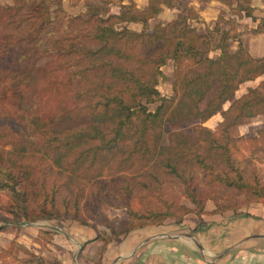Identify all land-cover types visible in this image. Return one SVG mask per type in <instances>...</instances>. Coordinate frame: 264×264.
Returning <instances> with one entry per match:
<instances>
[{"label": "rangeland", "instance_id": "374dc122", "mask_svg": "<svg viewBox=\"0 0 264 264\" xmlns=\"http://www.w3.org/2000/svg\"><path fill=\"white\" fill-rule=\"evenodd\" d=\"M37 1L39 0H0V153L14 166H30L34 171L33 180L37 184H45L48 189H55L58 202L63 197L71 203L75 199L79 213L86 219L87 224L82 225L71 219L23 220L16 223L0 221V228L6 227L0 230V264H23L29 256L28 252L43 258V262L37 264H94L99 256L95 255L92 259L88 251L85 252L86 255H78L82 243H71L62 232L68 233L74 226H84L88 229L90 237H93L95 232L92 228L106 230L104 224L102 225L104 218L121 228L126 218L125 203L130 202L133 197L127 188H134V193L139 192L143 189L138 183L141 180L148 183L149 187L153 186L156 192L160 191L163 197L172 195L180 198V186L173 175L166 174L159 166L161 159L159 161L155 158L156 162L152 160L150 166L143 167L145 162L140 159V152L135 151L130 142L118 141L109 151L105 149V142L102 143L95 137L96 139L86 144L79 143L69 153L58 149L52 143L48 146L41 142L40 137L34 134L32 121L38 113V104L41 101L39 97H44V92L36 89L34 80L39 75V67L50 58L41 56L39 50L55 41L66 42V39L75 35H78L81 41H86L87 37L82 34L91 30L92 25L87 23V26H83L80 20L86 19V10L91 4L100 7V12L107 16L112 13L119 14L125 11L127 6L133 12L135 9H143L148 0H43L47 14L42 16H38V12L34 10L33 3ZM251 3L252 0L250 5L245 0H171V5L163 7L159 14L149 19L148 24L152 27L157 22L171 21L178 15L190 17L188 10L191 9V16L196 15L197 18H191L188 22L197 32L209 36V58L219 56L221 42L227 44L230 52L235 51L238 42H241L250 55L259 57L263 54L257 52L264 46V17L253 15L256 8L252 7ZM246 6H250L253 19L246 15V10L243 9ZM123 25L134 31H140L142 27L140 23H117L115 27L121 29ZM36 28L34 39L30 40V36L20 39ZM1 37L10 43H5ZM16 39L18 43L15 42ZM250 44L255 49L252 53L248 48ZM89 46L94 48L93 44ZM157 47L158 45H148L145 50L154 52ZM102 59L104 57L99 56L92 58L90 62ZM68 69L79 70L75 65ZM174 69V62L166 58L160 67L163 76L158 78L157 84L160 94L167 98L161 127L162 143L165 146H174V149L177 142L186 141L190 150L197 149L206 155L207 160L218 169L227 168L225 157H228L245 178L256 175L264 182V113L244 119L234 126H230L228 119L221 113L233 99L247 93L249 88L257 87L264 80V74L238 84L231 101L224 102L221 109L205 121L193 117L168 120L169 113L176 107L182 92ZM186 70V65L181 68L180 79L186 74H191ZM21 77V83L27 85L23 87L24 91L17 81ZM96 78L95 74L89 79H86L85 75L76 76L71 100L83 104L86 101V91H89ZM215 86L200 103L201 109L212 97ZM19 92L23 94L21 97ZM183 101L185 103V99ZM158 104L159 101L149 103L148 111L153 112ZM81 112L84 115L75 120H64L53 125L61 137L79 130L91 132L87 125L88 110L82 109ZM183 112H186V106H183ZM111 128V125L107 124L106 131L109 136L113 135ZM207 131L220 145L213 150L216 153L214 156L209 153L205 134ZM224 150H227V153H224ZM149 156L153 157L152 154ZM151 164H156L157 167L152 170ZM183 166L187 173L194 176L199 191H217L219 195L215 197L219 202L226 203L228 200L233 204L234 208L229 210L233 215H238L242 223L244 220H250L251 223L247 222L250 226L252 222H256V229L264 233L262 202L252 201L248 195L234 189L211 186L206 173L192 161ZM181 202L190 204L186 198H181ZM4 203L5 196L0 194V206ZM153 203L155 202L146 200L143 204L149 206ZM2 212L0 207V214ZM39 229L48 230V233L38 237ZM261 246H264V239L261 240ZM89 249L91 250V247ZM98 254L101 255V252Z\"/></svg>", "mask_w": 264, "mask_h": 264}, {"label": "trees", "instance_id": "16d2710c", "mask_svg": "<svg viewBox=\"0 0 264 264\" xmlns=\"http://www.w3.org/2000/svg\"><path fill=\"white\" fill-rule=\"evenodd\" d=\"M245 1L250 5L251 0ZM170 5L171 0H148L143 9H135L133 12L127 6L126 10L119 14L105 16L100 12V7L91 4L86 10V19L80 20L83 26H87V23L92 25L91 30L82 34L87 37L86 41H81L78 35H75L66 39V42L55 41L39 50L41 56L50 58L39 67V75L34 80L36 89L44 92L45 97H39L41 101L38 104V113L32 121L34 134L40 137L41 142L48 146L52 143L65 153H69L79 143L86 144L96 139L95 137L102 143L105 142V149L109 151L118 141L130 142L135 151L140 152V159L145 162L143 167L149 165L152 160L156 162L155 158L161 159L159 166L166 174L173 175L180 186V198L172 195L163 197L160 191L156 192L153 186L149 187V184L142 180L138 182L143 187L139 192L134 193V188H127L128 193L133 194L130 199L133 203L130 200L125 203L126 218L122 227L117 228L113 222L104 218L102 225L104 224L106 230L95 229V236L84 242L86 244L100 241V252L110 241L134 229L159 226L166 219L181 223L188 213L200 217L205 213L204 207L208 200H212L215 205L212 212L232 210L234 206L231 202L227 200L226 203H221L216 199L215 196L219 195L217 191L198 190L194 176L187 173L183 166L191 161L206 173L211 186L240 191L252 201L262 202L264 205V182L256 175L245 178L228 157H225L227 168L218 169L207 160L206 155L197 149L190 150L186 141L180 140L174 149V146H165L162 143L161 127L167 98L160 94L157 84L158 78L163 76L160 67L166 58L174 62V74L182 87L181 97L174 110L169 113L168 120L193 117L205 121L218 112L224 102L231 101L238 84L264 74V52L259 57L252 56L241 42H238L237 49L233 52L229 51L226 43L221 42L219 56L209 58V36L197 32L196 28L190 25L189 19L197 18L196 15L191 16V9L188 10L190 17L178 15L171 21L157 22L150 27L149 19L159 14L163 7ZM33 6L38 16L47 14L43 0L34 2ZM243 9L248 17L254 18L250 6ZM117 23H140L142 27L140 31L131 30L125 25L117 29ZM34 32L37 33V28L20 39L30 36L32 40L36 37ZM1 38L5 43L9 42L4 37ZM18 39L15 40L16 43ZM89 44H93L94 48ZM148 45L158 47L154 52H147L145 49ZM99 56L104 59L90 62L92 58ZM71 65L77 66L79 70L70 71L68 68ZM185 65L186 72L191 74H186L180 79V70ZM92 74L97 75V78L89 87V91H86V101L81 105L80 101H72L70 95L72 97L74 92L75 77L85 75V78L89 79ZM21 79L22 77L17 81L23 90L27 85L21 83ZM214 86L212 97L201 109L200 103ZM22 95V92H19V96ZM155 101L160 104L153 112L148 111L147 105ZM183 106H186V112H183ZM82 109L88 110L87 125L91 132L79 130L61 137L53 125L81 117L84 115ZM221 113L228 119L230 126L264 113V80L257 87L249 88L247 93L238 99H233ZM107 124L112 127V136L106 131ZM205 134L209 153L214 156L216 153L213 150L220 145L208 131ZM223 152L227 153V150ZM150 154L153 157L149 156ZM156 167V164H151L152 170ZM33 175V169L27 164L14 166L0 153V194L5 196V203L0 206L3 211L0 221L16 223L23 220L71 219L82 225L87 224L86 219L79 213L75 199L71 203L63 197L58 202L56 190L48 189L43 183L37 184L32 178ZM181 198H186L190 204L181 202ZM146 200L155 203L145 206L143 203ZM5 228L3 226L0 230ZM47 233L48 230L39 229L37 235L40 237ZM81 251L82 248L78 255H81ZM28 254L23 264L43 262L42 257L32 252ZM94 264H101L100 259Z\"/></svg>", "mask_w": 264, "mask_h": 264}, {"label": "crops", "instance_id": "0c3cea01", "mask_svg": "<svg viewBox=\"0 0 264 264\" xmlns=\"http://www.w3.org/2000/svg\"><path fill=\"white\" fill-rule=\"evenodd\" d=\"M251 6L256 8L253 15L264 17L262 0H252ZM252 47H248L250 53L255 50ZM263 52L264 46L257 53ZM214 208L208 200L200 217L188 213L181 223L168 219L159 226L134 229L110 241L101 255L100 241L84 244L92 238L84 226H74L62 235L71 243H82V255L86 251L92 259L97 255L101 264H264V233L256 229V222L250 226V220L242 223L229 210L215 213Z\"/></svg>", "mask_w": 264, "mask_h": 264}]
</instances>
